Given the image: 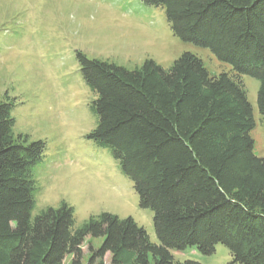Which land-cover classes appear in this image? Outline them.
<instances>
[{"label": "trees", "instance_id": "16d2710c", "mask_svg": "<svg viewBox=\"0 0 264 264\" xmlns=\"http://www.w3.org/2000/svg\"><path fill=\"white\" fill-rule=\"evenodd\" d=\"M163 10L172 34L207 49L229 72L211 75L183 53L168 69L145 60L133 70L76 51L79 73L93 94L96 117L87 135L107 150L131 183L140 209L150 210L154 244L143 227L110 213L75 226L65 202L31 217L33 168L42 141L15 134L14 103L0 100V264H199L173 253L211 256L228 264H264V157L253 154L252 109L242 76L259 84L264 127V0H139Z\"/></svg>", "mask_w": 264, "mask_h": 264}, {"label": "rangeland", "instance_id": "374dc122", "mask_svg": "<svg viewBox=\"0 0 264 264\" xmlns=\"http://www.w3.org/2000/svg\"><path fill=\"white\" fill-rule=\"evenodd\" d=\"M76 51L128 70L145 60L168 69L183 53L198 57L211 75L230 68L209 50L179 40L163 10L139 0H0V100L7 97L14 103L15 134L45 143L32 171L36 192L31 217L65 202L73 208L76 227L103 212L130 217L157 244L151 211L139 208L132 183L108 151L87 139L97 119L89 111L94 96L82 82ZM241 79L254 120L253 154L264 157L259 84L248 76ZM102 241L85 240L83 264L89 248L98 249ZM173 255L179 262L231 261L223 245L211 256L193 249ZM104 262L112 264L110 255ZM62 264H70V257Z\"/></svg>", "mask_w": 264, "mask_h": 264}]
</instances>
